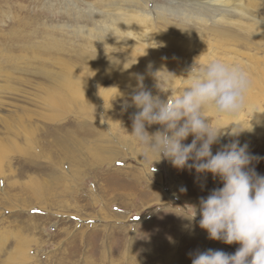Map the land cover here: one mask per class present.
<instances>
[{
  "label": "rangeland",
  "instance_id": "1",
  "mask_svg": "<svg viewBox=\"0 0 264 264\" xmlns=\"http://www.w3.org/2000/svg\"><path fill=\"white\" fill-rule=\"evenodd\" d=\"M254 1L264 19V0ZM152 2L167 4V0ZM88 4L101 7L99 0H0L1 86H11L16 92L31 91L29 85L18 82L19 76L48 84L44 78L16 73L11 58L22 54L19 45L35 42L34 32L49 34L52 25L63 29L55 31L62 50L66 49L64 42L72 39L76 25L72 15L85 17ZM191 47L179 44L173 49L184 54L189 49L193 52ZM224 50L215 43L194 53L203 63L214 58L231 64ZM250 52L251 60L256 51ZM58 56L60 61H74L67 52ZM105 82L106 94L97 104L86 98L84 88L77 87L74 106L59 109L58 120L36 122L40 131L39 139L33 138L35 149L21 155L17 153L31 150L20 136V121L25 117L21 108L34 107L24 103L20 93L10 90L4 94L2 90L0 264H191V254L197 251L234 254L238 243L209 239L198 224L200 198L222 187L220 178L197 174L195 169H178L158 156L144 159V146L131 136V116L139 110L135 106L123 109L125 101L131 103V93L139 81ZM146 82H142L144 88L161 99H171L183 90L168 87L160 74L151 86ZM240 112L248 120L247 141L222 136L212 146L213 154L238 140L241 146L248 145L251 155L264 157V124L258 125L264 117V77L250 87ZM239 113L225 116L208 107L204 114L212 127H226L227 131L235 126L231 123H237ZM160 127L146 125V130L151 135ZM193 138L190 135L183 143L190 144ZM250 167L264 175V159L253 161ZM194 215L191 221L185 217Z\"/></svg>",
  "mask_w": 264,
  "mask_h": 264
},
{
  "label": "bare ground",
  "instance_id": "2",
  "mask_svg": "<svg viewBox=\"0 0 264 264\" xmlns=\"http://www.w3.org/2000/svg\"><path fill=\"white\" fill-rule=\"evenodd\" d=\"M99 3V8L88 4L90 10L85 17L78 13L72 15L76 25L70 36L72 39L64 42L68 46L66 49L62 50L55 31L63 29L52 25L49 34L34 32L32 40L35 42L19 45L22 54L11 58L12 70L16 73L41 77L48 82L43 84L24 76L17 79L21 85L31 87V91L21 89L17 92L24 103L34 107L33 110L24 105L21 108L25 117L20 121V136L31 150L23 148L25 151L17 154L35 149L33 138L37 141L40 131L36 122L43 119L54 122L60 118L59 109L69 104L74 106L77 87L84 88L88 93L86 98L94 104L106 94V79L116 84L136 83L140 75L142 82L149 81L150 85L160 74L168 87L183 89L191 70L189 65L203 61L194 52L215 43L225 47L226 59H230L231 64H238L247 73L250 87L264 77V56L260 54H264V19L256 11L254 0H167V4L161 5L152 0H99ZM79 18L86 19L88 25L80 24ZM179 44H192L194 51L189 49L182 54L173 49ZM71 45L74 47L70 50ZM250 51H256L251 60L248 58ZM60 52L72 55L74 61H60ZM1 85L0 94L2 90L4 94L10 90L17 93L11 86ZM238 117L237 123L246 129L228 139L237 137L246 142L248 120L242 112ZM258 122V125L264 124V117ZM28 125L31 127L27 128ZM21 251L23 256L27 255Z\"/></svg>",
  "mask_w": 264,
  "mask_h": 264
},
{
  "label": "clouds",
  "instance_id": "3",
  "mask_svg": "<svg viewBox=\"0 0 264 264\" xmlns=\"http://www.w3.org/2000/svg\"><path fill=\"white\" fill-rule=\"evenodd\" d=\"M137 79L131 103L125 101L123 109L135 106L139 110L131 116V136L144 146V159L158 156L178 169L211 173L223 184L200 198L198 224L209 239L240 247L234 254L197 251L191 254V264H264V175L250 167L264 157L251 155L248 145L241 146L238 140L213 154L212 146L222 136H238L246 128L234 122L230 130L217 129L204 114L211 107L220 115H237L244 108L251 84L247 73L238 64L218 59L196 63L188 73L186 87L171 99L154 96L144 88L143 76ZM154 124L161 127L150 135L146 125ZM190 135L192 142L184 144ZM195 215L185 217L191 221Z\"/></svg>",
  "mask_w": 264,
  "mask_h": 264
}]
</instances>
